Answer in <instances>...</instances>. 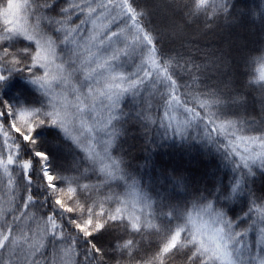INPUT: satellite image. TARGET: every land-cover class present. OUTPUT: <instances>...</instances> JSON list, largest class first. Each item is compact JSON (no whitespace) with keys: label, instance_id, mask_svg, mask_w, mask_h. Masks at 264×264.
Segmentation results:
<instances>
[{"label":"snow or ice","instance_id":"6c2138e0","mask_svg":"<svg viewBox=\"0 0 264 264\" xmlns=\"http://www.w3.org/2000/svg\"><path fill=\"white\" fill-rule=\"evenodd\" d=\"M118 257L264 264V0H0V264Z\"/></svg>","mask_w":264,"mask_h":264},{"label":"trees","instance_id":"16d2710c","mask_svg":"<svg viewBox=\"0 0 264 264\" xmlns=\"http://www.w3.org/2000/svg\"><path fill=\"white\" fill-rule=\"evenodd\" d=\"M19 79V78H17ZM5 99L9 100L10 102H17V103H23V104H36L38 105L40 103V97L39 94L35 91L34 88L31 86L28 88L27 94L26 95H20L19 93L16 92H9L7 95L4 97ZM39 131V130H38ZM63 154V149H56L52 151V163L54 166L59 165L61 156ZM167 159V157H165ZM117 232L122 231L121 229H117ZM156 239L155 235H148L145 237V242L146 241H153ZM141 247H145V243L141 244ZM111 255H116L115 253H111ZM110 264H128L127 258L126 257H118L115 260H112ZM179 264V262H177Z\"/></svg>","mask_w":264,"mask_h":264}]
</instances>
